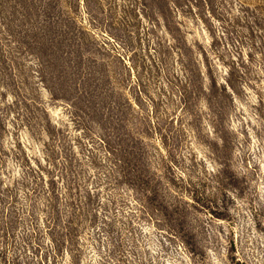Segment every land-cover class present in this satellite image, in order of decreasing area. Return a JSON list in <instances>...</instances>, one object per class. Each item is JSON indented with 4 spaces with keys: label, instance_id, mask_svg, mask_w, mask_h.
Instances as JSON below:
<instances>
[{
    "label": "rangeland",
    "instance_id": "rangeland-1",
    "mask_svg": "<svg viewBox=\"0 0 264 264\" xmlns=\"http://www.w3.org/2000/svg\"><path fill=\"white\" fill-rule=\"evenodd\" d=\"M0 264H264V0H0Z\"/></svg>",
    "mask_w": 264,
    "mask_h": 264
}]
</instances>
